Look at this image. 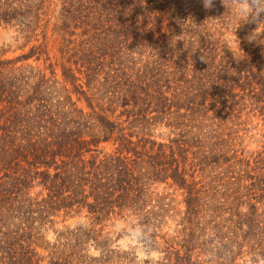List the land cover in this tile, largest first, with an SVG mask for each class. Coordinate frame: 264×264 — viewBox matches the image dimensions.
Here are the masks:
<instances>
[{
  "label": "trees",
  "instance_id": "trees-1",
  "mask_svg": "<svg viewBox=\"0 0 264 264\" xmlns=\"http://www.w3.org/2000/svg\"><path fill=\"white\" fill-rule=\"evenodd\" d=\"M225 5L0 0V264H139L120 224L153 264H264V37Z\"/></svg>",
  "mask_w": 264,
  "mask_h": 264
},
{
  "label": "rangeland",
  "instance_id": "rangeland-1",
  "mask_svg": "<svg viewBox=\"0 0 264 264\" xmlns=\"http://www.w3.org/2000/svg\"><path fill=\"white\" fill-rule=\"evenodd\" d=\"M253 24H245V29H249L252 27ZM255 29V28H254ZM253 29V30H254ZM253 30L249 31L244 39L248 36L250 32ZM258 32V30H257ZM16 33L12 29H6V28H0V50H6V57H12L20 53V49H18L17 46H19V43H17L13 36H15ZM235 38V37H234ZM261 128V127H260ZM262 133L264 132V129L261 131ZM258 140H264L261 136L257 137ZM249 144V148H257L259 145L258 142H247ZM73 222V221H70ZM126 228L125 233H123V229ZM116 233L118 235L122 234L121 237H119L118 240V246L121 250L128 251V250H133L135 251L137 257V261L139 264H153L155 260L158 259V254L149 251L145 246L139 241L137 238L138 232L132 231L129 227H126L125 224H120L116 228ZM52 235L50 236V238Z\"/></svg>",
  "mask_w": 264,
  "mask_h": 264
},
{
  "label": "clouds",
  "instance_id": "clouds-1",
  "mask_svg": "<svg viewBox=\"0 0 264 264\" xmlns=\"http://www.w3.org/2000/svg\"><path fill=\"white\" fill-rule=\"evenodd\" d=\"M225 5V0H221ZM205 11H211L215 8V0H201ZM237 9L238 18L243 24H256L257 27L248 34L246 39L251 43L260 42L264 37V32H257L261 24H264V0H230ZM226 6V5H225Z\"/></svg>",
  "mask_w": 264,
  "mask_h": 264
}]
</instances>
